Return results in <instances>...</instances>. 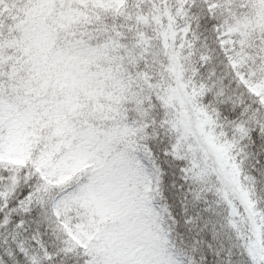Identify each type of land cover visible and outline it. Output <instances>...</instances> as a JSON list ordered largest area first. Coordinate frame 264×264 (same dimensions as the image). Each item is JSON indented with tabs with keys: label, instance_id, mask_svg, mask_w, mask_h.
<instances>
[{
	"label": "snow or ice",
	"instance_id": "1",
	"mask_svg": "<svg viewBox=\"0 0 264 264\" xmlns=\"http://www.w3.org/2000/svg\"><path fill=\"white\" fill-rule=\"evenodd\" d=\"M0 264H264V0H0Z\"/></svg>",
	"mask_w": 264,
	"mask_h": 264
}]
</instances>
